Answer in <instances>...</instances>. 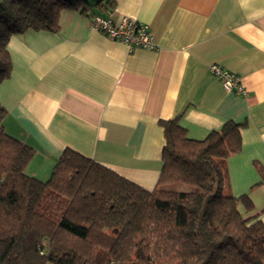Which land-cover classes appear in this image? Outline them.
Returning a JSON list of instances; mask_svg holds the SVG:
<instances>
[{
	"label": "crops",
	"instance_id": "1",
	"mask_svg": "<svg viewBox=\"0 0 264 264\" xmlns=\"http://www.w3.org/2000/svg\"><path fill=\"white\" fill-rule=\"evenodd\" d=\"M106 13L148 23L155 47H134L94 29L102 13L64 10L58 32L11 36L0 83L5 131L35 154L26 173L47 180L65 148L153 189L166 142L160 121L178 117L193 139L228 120L242 149L226 161L224 193L247 194L264 223V0H115ZM218 64L246 93L224 88Z\"/></svg>",
	"mask_w": 264,
	"mask_h": 264
},
{
	"label": "trees",
	"instance_id": "2",
	"mask_svg": "<svg viewBox=\"0 0 264 264\" xmlns=\"http://www.w3.org/2000/svg\"><path fill=\"white\" fill-rule=\"evenodd\" d=\"M115 5L0 0V83L12 72V35L58 32L64 10L106 13ZM6 114L0 103V264H264V223L250 215L252 200L224 193L242 123L228 120L193 139L178 117L161 120L163 164L146 189L71 148L47 180L28 175L35 150L5 131ZM254 165L263 182V166ZM171 183L192 188H164Z\"/></svg>",
	"mask_w": 264,
	"mask_h": 264
},
{
	"label": "built area",
	"instance_id": "3",
	"mask_svg": "<svg viewBox=\"0 0 264 264\" xmlns=\"http://www.w3.org/2000/svg\"><path fill=\"white\" fill-rule=\"evenodd\" d=\"M90 25L111 39L127 44L130 48L155 47L150 25L136 18L120 16L116 19L111 13H98L92 16ZM211 71L221 80L225 89L246 93L238 75L224 70L218 64L211 65Z\"/></svg>",
	"mask_w": 264,
	"mask_h": 264
},
{
	"label": "rangeland",
	"instance_id": "4",
	"mask_svg": "<svg viewBox=\"0 0 264 264\" xmlns=\"http://www.w3.org/2000/svg\"><path fill=\"white\" fill-rule=\"evenodd\" d=\"M164 188L168 190H190L192 187L181 183H171L165 185ZM47 245L48 243L45 241L44 242L45 249L47 248Z\"/></svg>",
	"mask_w": 264,
	"mask_h": 264
}]
</instances>
